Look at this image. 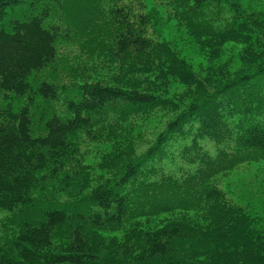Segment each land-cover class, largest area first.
<instances>
[{"label": "trees", "instance_id": "trees-1", "mask_svg": "<svg viewBox=\"0 0 264 264\" xmlns=\"http://www.w3.org/2000/svg\"><path fill=\"white\" fill-rule=\"evenodd\" d=\"M166 1L204 65L194 69L162 37L158 12L126 1L107 12L109 81L59 85L38 73L76 32L66 0H0V209L36 218L0 242V264H264L260 217L214 182L264 158V11L240 0ZM154 110L167 119L144 148L83 162L82 135H116L121 121ZM48 180L65 201L36 197ZM162 215L158 226L99 242L104 229Z\"/></svg>", "mask_w": 264, "mask_h": 264}, {"label": "rangeland", "instance_id": "rangeland-1", "mask_svg": "<svg viewBox=\"0 0 264 264\" xmlns=\"http://www.w3.org/2000/svg\"><path fill=\"white\" fill-rule=\"evenodd\" d=\"M126 1L131 3L136 11L158 12L162 37L170 41L194 69L206 63L204 52L189 37L186 30L177 25L170 14L166 0H66L64 19L68 25L70 23L76 29V32L71 39H63L57 43L55 60L38 73V78H46L59 85L95 79L109 81L112 72L107 67V56L103 46L108 38L106 31L110 27L107 12L112 3H126ZM240 3L249 10L264 11V0H240ZM236 65H238L237 61L227 64L228 68ZM179 87L178 84H173L171 90L174 91ZM58 103L55 102L54 105L57 106ZM114 119L106 120V126H113L114 123L111 121ZM166 119L163 111L154 110L149 116L145 115L139 120L121 121L119 124L122 127L116 135L104 132L93 139L82 135L80 147L84 155L83 162L91 165L100 163L101 160L110 158L114 154V149L119 147L131 146L136 150L144 148L145 139L150 140L155 137L158 130L164 126ZM207 145L212 147L211 144ZM52 182L48 180L45 189L41 191L37 189L36 197L45 194L58 201H65L66 196L62 192H57L56 188L52 187ZM214 182L225 192L230 201L242 206L250 216L260 217L259 224L264 227V158L240 163L229 171L220 173L215 177ZM185 214L192 218L195 216L192 211H186ZM30 217L32 221L36 220L31 212L23 209L11 212L0 209V242L15 235L20 230L23 220H30L28 219ZM166 217V215L147 219L140 217L124 222L120 226L104 229L99 232V242L102 246L110 245L113 240L124 238L130 228H153L165 221ZM55 244L57 245L56 242Z\"/></svg>", "mask_w": 264, "mask_h": 264}]
</instances>
